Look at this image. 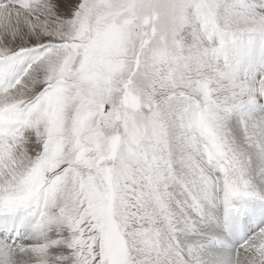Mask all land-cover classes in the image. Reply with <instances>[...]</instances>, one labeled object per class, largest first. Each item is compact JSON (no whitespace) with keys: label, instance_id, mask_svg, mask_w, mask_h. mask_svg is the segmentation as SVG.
Listing matches in <instances>:
<instances>
[{"label":"snow or ice","instance_id":"snow-or-ice-1","mask_svg":"<svg viewBox=\"0 0 264 264\" xmlns=\"http://www.w3.org/2000/svg\"><path fill=\"white\" fill-rule=\"evenodd\" d=\"M0 264H264V0H0Z\"/></svg>","mask_w":264,"mask_h":264}]
</instances>
